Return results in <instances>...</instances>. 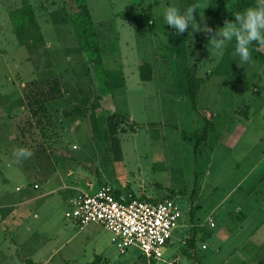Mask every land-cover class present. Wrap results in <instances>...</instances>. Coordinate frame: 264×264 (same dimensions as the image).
<instances>
[{
  "label": "rangeland",
  "instance_id": "1",
  "mask_svg": "<svg viewBox=\"0 0 264 264\" xmlns=\"http://www.w3.org/2000/svg\"><path fill=\"white\" fill-rule=\"evenodd\" d=\"M234 1L29 0L42 40L21 43L8 19L21 1L0 0V256L148 264L133 246L120 252L100 225L65 221L68 198L105 182L124 195L171 199L177 239L164 254L176 264H264V59L241 64L234 41L209 52L204 33L177 35L163 18L168 6L199 5L197 22L204 15L215 29L234 20ZM142 62L149 80L139 79ZM189 73L202 79L195 110ZM55 77L61 97L29 107ZM110 113L120 116L119 156L107 137ZM14 146L31 159L17 163ZM187 235L189 255L179 249Z\"/></svg>",
  "mask_w": 264,
  "mask_h": 264
},
{
  "label": "built area",
  "instance_id": "2",
  "mask_svg": "<svg viewBox=\"0 0 264 264\" xmlns=\"http://www.w3.org/2000/svg\"><path fill=\"white\" fill-rule=\"evenodd\" d=\"M86 185V190H79L68 200V208L63 213L65 221L79 229L89 223L100 225L110 233V242L120 252L133 246L149 264H176V256L164 254L177 239L180 215L169 197L155 201L115 198L107 186L92 189ZM186 237L179 240L180 246L185 245Z\"/></svg>",
  "mask_w": 264,
  "mask_h": 264
},
{
  "label": "clouds",
  "instance_id": "3",
  "mask_svg": "<svg viewBox=\"0 0 264 264\" xmlns=\"http://www.w3.org/2000/svg\"><path fill=\"white\" fill-rule=\"evenodd\" d=\"M199 5L189 6L181 12L176 6H168L163 11L165 24L174 28L181 35L191 28V33H204L208 38V51L222 52L227 42H235L233 56L240 58L241 64L252 61L250 46H264V0H255V5L234 13V20L225 19L222 27L213 29L204 15L197 22L194 12ZM33 153L24 148L14 146L12 156L17 163L31 159Z\"/></svg>",
  "mask_w": 264,
  "mask_h": 264
},
{
  "label": "trees",
  "instance_id": "4",
  "mask_svg": "<svg viewBox=\"0 0 264 264\" xmlns=\"http://www.w3.org/2000/svg\"><path fill=\"white\" fill-rule=\"evenodd\" d=\"M21 4L18 7H15L8 11V19L10 22V25L12 27L13 33L16 35V38L19 42L21 43H31L33 41L37 40H42L39 25L36 21L32 6L29 2V0H20ZM250 4V0H240L239 2L234 1L233 6L239 10L242 11L245 7H247ZM230 16L229 12H226L224 15V18L226 16ZM27 37H30L28 40ZM96 49V46H94ZM258 44H253L250 48L251 50V56L253 57H259L261 59H264V53L259 52L257 50ZM94 49V50H95ZM138 76L141 81L149 80L151 78V71H150V64L148 62H142L138 66ZM202 82V79L199 77L194 76L193 73H189L187 76V94L190 102V106L192 110H195V97L196 93L199 87V84ZM45 83V88L40 90L38 92V96H34L28 101L29 107H32L34 105H39L43 104L47 101H52L57 98L61 97V89L59 85L58 79L51 78L50 80L44 81ZM116 117H120L115 113H110L108 114L105 119H106V131H107V137L110 142V149L113 150V153L116 154V156L120 155V150L118 147V142L119 138L116 136L117 133V125L119 122L116 120ZM209 119L205 120L204 126L202 128V132L200 133L197 138H195V143L194 146L197 147V144L199 143L198 140L199 138H202L203 140L205 139L206 135V130L208 128V121ZM208 121V122H207ZM115 149V150H114ZM196 151V150H195ZM106 186L105 184H100L94 187L93 189L97 188L98 186ZM87 188V187H86ZM111 189L110 191L114 195L115 198H118L119 195V190L118 189ZM125 199L128 198H138V199H149L153 200L144 196H139V197H134V196H128L124 197L121 196ZM193 242V236L187 235L185 239V245L180 246V252L185 253V254H190V252H186L189 247H191Z\"/></svg>",
  "mask_w": 264,
  "mask_h": 264
},
{
  "label": "crops",
  "instance_id": "5",
  "mask_svg": "<svg viewBox=\"0 0 264 264\" xmlns=\"http://www.w3.org/2000/svg\"><path fill=\"white\" fill-rule=\"evenodd\" d=\"M205 141V140H204ZM251 168V167H250ZM103 184H105L106 185V183L105 182H102ZM107 186V185H106ZM94 187H96V186H94ZM93 186H91V188L93 189L94 188ZM88 188V187H87ZM86 188V189H87ZM119 192V195L120 196H124V197H128V196H132L131 195V193L130 192H127L125 195L122 193V191L121 190H119L118 191ZM141 196H144V195H141ZM145 197V196H144ZM70 198H68L67 199V202H68V200H69ZM14 205V204H13ZM11 213L10 212H8V213H5L4 214V217H2V218H5L7 215H10ZM83 228V227H82ZM82 228H77L78 230H82ZM16 245V244H15ZM16 246H18V245H16ZM18 248V247H17ZM16 247H15V249H17ZM6 251H8V250H6ZM5 252V251H4ZM2 253L1 254V256H0V262L2 261L3 263H0V264H4V263H7V261H8V263L7 264H11L12 262L11 261H13V259H14V261H18V263H24V262H30L31 264H33L34 262L30 259V258H28V257H26V256H20V255H16L14 252H8V253ZM14 254H15V256H14ZM12 256H14L13 257V259H12ZM97 257H98V259H100V257L97 255ZM146 260V259H145ZM147 261V260H146ZM147 263L149 264V262L147 261Z\"/></svg>",
  "mask_w": 264,
  "mask_h": 264
}]
</instances>
